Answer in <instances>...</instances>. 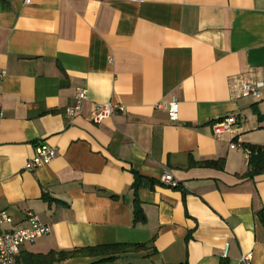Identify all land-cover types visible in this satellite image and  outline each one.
<instances>
[{
	"label": "crops",
	"instance_id": "crops-1",
	"mask_svg": "<svg viewBox=\"0 0 264 264\" xmlns=\"http://www.w3.org/2000/svg\"><path fill=\"white\" fill-rule=\"evenodd\" d=\"M0 73L2 231L29 212L51 230L17 260L120 245L141 248L55 264H264V175L242 147L264 146V90L230 91L238 76L264 83V0H0ZM108 103L124 111L91 122ZM227 115L237 128L215 136ZM41 144L55 158L24 170Z\"/></svg>",
	"mask_w": 264,
	"mask_h": 264
},
{
	"label": "built area",
	"instance_id": "built-area-1",
	"mask_svg": "<svg viewBox=\"0 0 264 264\" xmlns=\"http://www.w3.org/2000/svg\"><path fill=\"white\" fill-rule=\"evenodd\" d=\"M31 0H23V4L29 5ZM3 78V73H0V81ZM262 90L264 83L250 82L243 76L235 77L230 83V91L235 98H251L253 100L262 99ZM87 100L86 90H80L75 96L73 106L65 110V115L68 118L75 117L81 110L82 104ZM168 114V118L172 122L178 120L179 102L175 99L168 104L162 106ZM123 112L122 106H116L111 103L99 106L97 110L89 116V120L94 124H100L104 120L109 119L115 111ZM4 117L3 111L0 109V122ZM238 119L236 115H227L218 118L212 124L213 134L221 136L225 133H233L237 128ZM236 148L234 144L230 146ZM56 155L55 148L46 145H38L35 149V155L28 160L24 165V170H34L41 166L49 164ZM170 188H177L178 183L173 179L171 174H165L162 178ZM28 227L23 229H9L2 231L4 225H11L12 219L6 214H0V264H17V256L20 247L25 243L33 242L36 238L48 235L50 227L42 223L33 213H27ZM239 264H251V254H243L239 260Z\"/></svg>",
	"mask_w": 264,
	"mask_h": 264
},
{
	"label": "trees",
	"instance_id": "trees-1",
	"mask_svg": "<svg viewBox=\"0 0 264 264\" xmlns=\"http://www.w3.org/2000/svg\"><path fill=\"white\" fill-rule=\"evenodd\" d=\"M243 149L248 154V175L250 177H255L259 175H264V146L243 144ZM207 166L217 167V162H205ZM143 179L137 178L134 184L135 190H137L143 183ZM135 221L143 222L144 217L141 208L138 204L134 207ZM261 221L264 222V214L261 215ZM134 250L141 248L136 246L121 247L120 245L99 247V248H82L76 249L70 252H58L49 253L47 255H28L17 260V264H55L64 259L74 257V256H95L100 254L112 255L117 253L119 250Z\"/></svg>",
	"mask_w": 264,
	"mask_h": 264
}]
</instances>
